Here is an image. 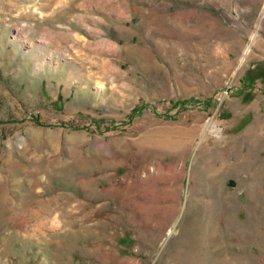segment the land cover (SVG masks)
Instances as JSON below:
<instances>
[{"label":"rangeland","instance_id":"rangeland-1","mask_svg":"<svg viewBox=\"0 0 264 264\" xmlns=\"http://www.w3.org/2000/svg\"><path fill=\"white\" fill-rule=\"evenodd\" d=\"M0 264H264V0H0Z\"/></svg>","mask_w":264,"mask_h":264},{"label":"trees","instance_id":"trees-1","mask_svg":"<svg viewBox=\"0 0 264 264\" xmlns=\"http://www.w3.org/2000/svg\"><path fill=\"white\" fill-rule=\"evenodd\" d=\"M177 103V102H176ZM187 103V100H182V101H178V104H183V105H185ZM140 110H142V108L141 107H138V108H136L135 109V112H138V111H140ZM37 122H40V121H38L39 119H38V117L35 119Z\"/></svg>","mask_w":264,"mask_h":264}]
</instances>
